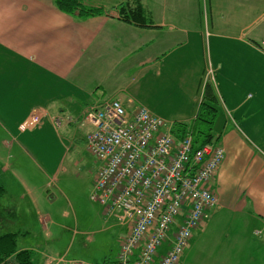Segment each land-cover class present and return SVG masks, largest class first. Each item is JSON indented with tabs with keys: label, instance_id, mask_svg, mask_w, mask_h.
<instances>
[{
	"label": "crops",
	"instance_id": "obj_1",
	"mask_svg": "<svg viewBox=\"0 0 264 264\" xmlns=\"http://www.w3.org/2000/svg\"><path fill=\"white\" fill-rule=\"evenodd\" d=\"M123 1L81 0L85 5L102 6L107 11L79 18L76 12L68 14L59 10L53 0H0L1 144L7 145V126L14 125L21 132L18 127L24 118L32 111H42L44 117L40 126L28 131L50 129L56 135L61 128L71 142L81 139L86 147V135L93 126L83 120V114L89 104L108 98L118 99L128 111L144 105L166 120L193 122L203 85L211 84L209 70L213 76L215 72V83L211 85L219 107H222L220 116L224 113L225 119H229L227 115L232 114L235 118V114L242 111L238 104L227 103L232 98L228 89V81L232 78L226 70L227 64L217 58L215 63H209L212 66L209 67L206 52H212L210 37H217L213 38L217 39L214 40L215 51L222 38H234L231 42L251 49L252 55L255 46H249L242 39L254 25L264 22L263 0H202L203 8L200 0H140L149 16V26L125 22L111 13L113 6ZM205 37L209 40L207 47ZM190 48L196 51L189 54ZM190 59L195 60L191 68L180 66L181 62ZM175 69L181 72L178 85L172 74ZM198 70L195 80L193 75H183ZM244 76L246 85L255 79L250 72ZM152 78L178 86L175 112L159 107L161 103H167V92L155 98L139 91ZM12 98L24 106V112L17 115L18 120L12 111L19 107L11 105ZM252 98L254 95L249 100ZM185 99L189 102L184 112ZM252 111H255L252 107L246 109L244 116ZM54 117H71L73 121L63 120L60 127L55 128ZM78 131L83 133L82 137H77ZM7 135L11 140L15 139L12 133ZM217 144L224 150L213 182L219 206L207 222L200 224L186 252L193 245L197 246L202 251L198 257H206V262L199 264H209L212 259L214 264H222L221 258L230 256L234 249L227 247L218 257L215 254L221 244L216 241L209 244V238L199 237V232L209 226L213 216L222 211L228 216L233 214L236 220V225L227 222L219 238L227 246L235 242L238 247L230 264H264V119L255 114L240 121L233 120L232 127L221 131ZM72 151L71 147L66 148L64 154ZM90 155L97 168V160ZM2 158L0 155V160ZM0 164L3 170L7 169L5 163ZM49 169L42 167L40 170L43 178L41 194L39 186H23L25 192L19 195L22 200L29 199L30 202L25 203L34 209L38 232H33L28 225L22 206H17L13 199L3 198L8 191L5 186L0 197V232H16L17 250H30L32 264H116L120 236L126 228L117 224L113 216H107L97 201L102 208L88 212L86 209L83 216L74 212L72 222H64L63 219L69 218L68 210L52 206L58 197H63L62 190L55 188L57 195L48 189L54 178L59 182L58 167ZM45 190H48L46 195ZM201 239L204 242L199 245ZM239 239H244L243 246L248 249L242 251ZM75 243V250H72ZM241 252L247 257L239 263L237 257ZM60 255L63 260L55 263V258ZM184 256L180 264L185 262ZM5 264L17 262L11 255Z\"/></svg>",
	"mask_w": 264,
	"mask_h": 264
},
{
	"label": "built area",
	"instance_id": "obj_2",
	"mask_svg": "<svg viewBox=\"0 0 264 264\" xmlns=\"http://www.w3.org/2000/svg\"><path fill=\"white\" fill-rule=\"evenodd\" d=\"M43 117L32 111L19 129L40 126ZM63 120L73 121L54 117V127ZM83 120L93 126L86 147L97 160L90 197L126 228L116 264H179L193 230L216 206L210 186L222 147L210 142L193 150L190 133L173 134L174 122L144 105L128 111L115 98L89 104Z\"/></svg>",
	"mask_w": 264,
	"mask_h": 264
},
{
	"label": "rangeland",
	"instance_id": "obj_3",
	"mask_svg": "<svg viewBox=\"0 0 264 264\" xmlns=\"http://www.w3.org/2000/svg\"><path fill=\"white\" fill-rule=\"evenodd\" d=\"M200 5L202 8L205 7L202 0H200ZM111 13H115L118 15L116 7H113L111 9ZM262 25H264V22L254 25L250 29L251 33L247 32L243 35L242 40H246L249 46H255V50H252V55L250 51L251 49L246 50L240 47L236 42H231V39L234 38H222V40L220 39V45L216 46L215 51L214 40L217 39L213 38L217 37H210L212 52H208V54L206 52L207 64L209 67H212L210 64L212 62L215 63L217 58L223 59L228 67L226 70L232 78L230 81H228V89L229 93L232 95V98L227 100V103H232L235 105L238 104V107H242V111L235 114V118L237 117L236 119L233 118L232 114L229 116L227 115L229 119H225L224 113L222 116H220L222 107L220 108L218 106L216 116L211 122V125H213L211 126V131L213 133H217L219 131H227L230 127H232L233 120L240 121L244 118H250L255 114L257 118L264 119V111H260L261 108H264V26L261 28ZM205 40L207 47L209 40L206 37ZM194 49L195 48H190L189 54L194 52ZM175 54H177V51L175 52ZM175 54L173 55L174 57L176 56ZM194 62L195 60L192 59H190L189 62L185 60L180 63V66H188L189 68H191ZM176 63L177 62H175L173 66ZM248 72H250L251 77L255 79L252 80L253 82L248 81L249 83L246 85V77L244 76V73L248 74ZM172 74L175 78L174 81H176V85H178L177 79L180 76L181 72L175 69ZM185 74L195 76V80V78H197V76L199 75V70L195 73L189 71L188 73L184 72L183 75ZM208 75H210V73H208ZM209 77L211 79V84L213 85L215 83V72L214 76L212 74V76L210 75ZM188 79H191V77H189ZM194 80L192 81L194 82ZM190 81L191 80H188V83H190ZM177 87H175L173 83L168 82L167 80L152 78L150 81L144 83L140 87L139 91L142 93H150L155 98L161 96L162 92H167V103H161L159 107L161 109L167 108L168 111L172 113L176 111L175 106H178V102L175 99V97L177 96V90L179 89ZM255 90H258L259 93L256 94ZM172 91L174 92L171 94ZM252 95H254V98H252L253 100H249ZM185 100L186 102H184L185 104L182 110L184 112L186 111L185 108H187L186 106L189 102L187 99ZM15 102L16 99L12 98L11 105L19 107L18 110L12 111L13 116L16 117V120H18L19 116L17 117V115H20L22 114V112H24V106L19 105L17 104V102ZM250 107L255 109V111H252L250 114L248 113L247 116H244L245 110ZM71 115H73V113H71ZM200 122L203 123V121ZM6 129L7 134L12 133L15 139L11 140V136L8 137V135L5 133L7 145L4 146L0 143V155L3 156L2 160H0V163H5L7 167L6 170H3L0 164V181L3 186L8 187V191L3 198L7 200L13 199L17 206H22V211L26 214L25 217L29 221L28 225L33 230V232H38V224L35 221V215L33 213L34 209L25 203L30 202L28 198L22 200L19 198V195L25 192L23 186H39L41 194V180L43 178L41 177L40 170L42 167H45L48 170H50L49 168L54 169L58 167L57 179L59 180V182H57L56 178H54L48 189H50V191H55V193L58 195L55 188H60L62 190L63 197L64 195H66L64 197L65 199H63V197H58L56 202L52 204L54 209L65 207L68 210L69 218L66 220L63 219L64 222L67 221V223H71V216H74V212H77L79 216H83L82 214L86 211V209H88L86 211L88 212L92 209H95L96 207L102 208L101 206L103 205L100 206L96 201L90 199V194L93 191L92 176H94L96 170V163H94V158L87 151L85 143L82 142L81 139L77 140L76 142H71L70 138L61 128L56 131V135L50 129L44 131L35 130L34 132L25 129L26 131L22 130L20 132L17 131V127H14V125L7 126ZM82 136L83 133L81 131H78L77 137ZM1 137L2 134L0 133V138ZM70 147L73 149V151L64 154L66 152V148ZM47 191L48 190H45V195L47 194ZM230 215H225L222 211H219L210 220L211 223L209 224V226L204 231L199 232L200 238L204 237L211 240L209 244H211V242L214 243L215 241L221 244L217 250V254H215L218 257L224 254L227 247H229L228 250H230V248L232 250L234 249L229 257L228 255H225L221 258L220 263L222 264H230V260H232L238 253V247L235 242H231V245L228 244L227 246L225 242L222 243L221 240H219L220 235L227 226V222L229 224L231 223L236 225V220L233 214L230 213ZM250 220L251 218L248 216L249 225L251 224ZM196 230H198V228ZM239 240L240 241L238 245L239 247H242L244 239ZM203 242L204 240L201 239L199 245ZM191 243L192 239L188 241L187 249L190 248ZM223 244H225L224 247ZM75 247L76 243L75 245H73L72 250H75ZM245 249H248V247L243 246L242 251H244ZM206 250H208L207 247ZM201 252L202 251L197 246L193 245L189 252H185V262L183 264L205 263L206 257H198ZM246 257L247 256H245V254L241 252L237 257V261L239 263H242L246 260ZM207 262H209L208 259ZM209 264H214L213 259L211 263L209 262Z\"/></svg>",
	"mask_w": 264,
	"mask_h": 264
},
{
	"label": "trees",
	"instance_id": "obj_4",
	"mask_svg": "<svg viewBox=\"0 0 264 264\" xmlns=\"http://www.w3.org/2000/svg\"><path fill=\"white\" fill-rule=\"evenodd\" d=\"M53 1L59 10L68 14H74L76 12L79 18L101 15L107 11V9L102 6H87L82 4L80 2L81 0ZM113 7H116L118 16L125 22H133L141 26L150 25L149 16L144 10L140 0H124ZM218 106L219 102L213 86L210 83H206L203 88L199 108L196 112L195 121H191L190 123L174 122L172 127L173 134L176 137H182L186 133H190L193 141V150L205 143L218 141L221 131L217 133L211 131V126H213L211 122L216 116ZM200 121H203V123ZM4 191L5 188L0 182V197L4 194ZM16 239L17 233L14 231L0 232V263L5 264L6 259L13 255L17 264H32V252L27 249L17 250Z\"/></svg>",
	"mask_w": 264,
	"mask_h": 264
}]
</instances>
